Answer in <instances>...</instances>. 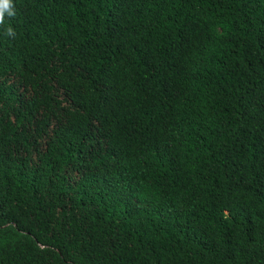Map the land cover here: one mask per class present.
Returning <instances> with one entry per match:
<instances>
[{
  "label": "trees",
  "instance_id": "1",
  "mask_svg": "<svg viewBox=\"0 0 264 264\" xmlns=\"http://www.w3.org/2000/svg\"><path fill=\"white\" fill-rule=\"evenodd\" d=\"M12 4L0 264H264V0Z\"/></svg>",
  "mask_w": 264,
  "mask_h": 264
},
{
  "label": "clouds",
  "instance_id": "2",
  "mask_svg": "<svg viewBox=\"0 0 264 264\" xmlns=\"http://www.w3.org/2000/svg\"><path fill=\"white\" fill-rule=\"evenodd\" d=\"M5 15L8 17H13L15 15L12 0H0V25L4 23ZM6 34L14 37L15 32L11 27H9L6 30Z\"/></svg>",
  "mask_w": 264,
  "mask_h": 264
}]
</instances>
